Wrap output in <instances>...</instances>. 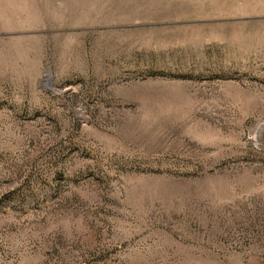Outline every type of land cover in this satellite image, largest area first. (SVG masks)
I'll list each match as a JSON object with an SVG mask.
<instances>
[{"label": "rangeland", "instance_id": "obj_1", "mask_svg": "<svg viewBox=\"0 0 264 264\" xmlns=\"http://www.w3.org/2000/svg\"><path fill=\"white\" fill-rule=\"evenodd\" d=\"M0 264H264V0H0Z\"/></svg>", "mask_w": 264, "mask_h": 264}, {"label": "water", "instance_id": "obj_2", "mask_svg": "<svg viewBox=\"0 0 264 264\" xmlns=\"http://www.w3.org/2000/svg\"><path fill=\"white\" fill-rule=\"evenodd\" d=\"M48 80H49V76L45 75L44 83L46 84Z\"/></svg>", "mask_w": 264, "mask_h": 264}]
</instances>
